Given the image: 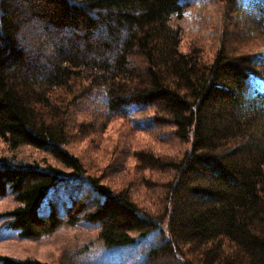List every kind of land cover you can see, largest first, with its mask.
Returning a JSON list of instances; mask_svg holds the SVG:
<instances>
[{"label":"trees","instance_id":"obj_1","mask_svg":"<svg viewBox=\"0 0 264 264\" xmlns=\"http://www.w3.org/2000/svg\"><path fill=\"white\" fill-rule=\"evenodd\" d=\"M192 1L0 0V136L12 148L49 150L72 170L66 176L49 165L0 158V196L11 192L20 203L8 215L21 236L52 233L83 216L100 225L110 246L133 242V232L161 231L164 242L149 250L153 261L264 264V54L237 52L242 45H231L228 28L212 61L197 47L180 51L183 30L171 19L182 18ZM222 1L239 12L238 0ZM250 1L229 27L237 38L264 39V0ZM90 88L94 93L86 95ZM95 92L105 93L113 116L144 113L143 128L187 145L168 157H148L156 169L170 171L165 214L91 178L69 150L75 133L95 125L70 124L69 110ZM69 179L90 183L96 195L75 198L64 220L56 208L40 212L49 191Z\"/></svg>","mask_w":264,"mask_h":264},{"label":"rangeland","instance_id":"obj_2","mask_svg":"<svg viewBox=\"0 0 264 264\" xmlns=\"http://www.w3.org/2000/svg\"><path fill=\"white\" fill-rule=\"evenodd\" d=\"M237 4L240 10L235 15L222 0L189 2L182 18L173 16L171 19L173 25L180 26L183 30L181 50H189L190 45L198 48L200 46L203 55L211 58L220 44L221 34L224 35V29L228 28L233 30L228 40L232 46L242 45L241 53L264 54V39L237 38L235 29L229 27L234 22V17L239 20L244 17V9L250 7L252 2L238 0ZM97 96L95 101L92 98L79 101L70 110V124L93 121L95 125L86 127L84 132L75 133L69 150L81 158L91 178L99 180L114 192L125 190L138 206L148 212L165 214V183L171 178L170 171H164L159 166L156 169L148 157H168L187 145L156 129L143 128L146 122L143 123L141 117L144 113L138 117L132 114L108 118L105 98ZM76 131L77 129H73V132ZM170 138L173 141L169 145ZM0 158L32 166L49 165L63 175L72 174V170L50 152L29 144L12 148L1 136ZM160 161L164 163L166 160L160 158ZM93 192L88 182L77 179L63 181L49 191L41 204L40 212L47 213L55 207L64 220L66 207L75 198L86 199L94 196ZM19 205L11 192L0 196V264H3L1 258L4 257L32 258L49 264H181L171 257H161L153 261L148 255L152 247H158L164 242L165 238L159 230L144 237L133 232V242L107 246L100 239V225L84 220L76 224L63 222L52 233L38 237H23L19 229L11 224L12 217L8 215ZM163 226L166 228L165 223Z\"/></svg>","mask_w":264,"mask_h":264},{"label":"bare ground","instance_id":"obj_3","mask_svg":"<svg viewBox=\"0 0 264 264\" xmlns=\"http://www.w3.org/2000/svg\"><path fill=\"white\" fill-rule=\"evenodd\" d=\"M183 2H184V0H183ZM230 9H231V8H230ZM173 15H174V14H173ZM170 19H171V18H170ZM224 37H225V36H224ZM225 41H227V40H225ZM224 43H225V42H224ZM180 44H181V43H179V45H180ZM197 46H198V45H197ZM180 47H181V46H180ZM192 47H193V46H192ZM192 47H191V45L189 46V48H191V49H192ZM236 47H237V46H235L234 48H236ZM189 48H188V49H189ZM199 48H201V47L199 46ZM199 48H198V47L195 48V50L197 49L196 51L198 52V54H199V51H201ZM208 48H209V47H208ZM198 49H199V51H198ZM213 49H214V48H213ZM237 49H238V48H237ZM249 49H250V48H248V50H249ZM192 50H194V48H193ZM180 51H181V49H180ZM183 51H184V50H183ZM207 51L209 52V50H207ZM215 51H217V49H216ZM233 51H235V50L233 49ZM233 51H232V52H233ZM251 51L253 52L252 49H251ZM185 52H186V50H185ZM210 52H211V51H210ZM213 52H214V51H213ZM235 52H236V51H235ZM235 52H234V54H235ZM237 52H240V53H241L242 51L239 50V51H237ZM247 52H248V51H247ZM201 53H202V52H201ZM211 53H212V52H211ZM216 53H217V52H216ZM229 53H230V52H229ZM248 53H249V52H248ZM253 53H254V52H253ZM214 54H215V53H214ZM214 54H213V55H214ZM230 54H231V53H230ZM234 54H233V55H234ZM237 54H239V53H237ZM260 54H261V53H260ZM199 55L201 56V54H199ZM235 55H236V54H235ZM215 56H216V55H215ZM201 58L203 59V58H205V57L201 56ZM211 58H212V57H211ZM211 58H210V59H211ZM210 59H209V61H210ZM203 60H208V59H203ZM209 61H207V62H209ZM211 61H212V59H211ZM263 80H264V79H263ZM262 86H263V85H262ZM95 87H96V86H95ZM95 87H94V88H95ZM263 87H264V86H263ZM99 88H100V87H99ZM103 88H104V87H103ZM103 88L101 87V90H104V89H105V88H104V89H103ZM90 89H91V90H90L88 93H86V95H87V94L90 95V92L92 91V88H90ZM96 89H97V88H96ZM93 91H95V90H93ZM93 91H92V93H94ZM98 91H99V90H98ZM99 92H100V91H99ZM92 93H91V94H92ZM95 93H96V92H95ZM101 93H102V92H101ZM99 94H100V93H99ZM74 95H75V94H74ZM74 95H73V96H74ZM97 95H98V94L96 93L95 97H96ZM103 95H105V93L102 94V96H103ZM84 96H85V95H83V98H84ZM93 96H94V95H93ZM93 96H92V98L95 99ZM102 96H101V98H102ZM106 96H108V95H106ZM79 97H80V95H79L78 97H77V95H76L75 98L77 99V98H79ZM88 97H91V96H88ZM97 97H100V96H97ZM73 98H74V97H73ZM81 98H82V97H81ZM85 98L87 99V97H85ZM85 98H84V99H85ZM103 98H105V97L103 96ZM93 99H92V101H93ZM106 99L108 100L109 98L107 97ZM95 100H97V99H95ZM95 100H94V101H95ZM107 100H106V103H107ZM108 101H109V100H108ZM73 104H75V103H72V105H73ZM127 104H128V103H127ZM70 105H71V104H70ZM104 105H105V104H104ZM108 105H109V104H108ZM129 105H130V104H129ZM106 106H107V105H106ZM124 106H125V105H124ZM147 106L151 107L150 105H147ZM152 106H153V105H152ZM70 107H72V106H69V108H70ZM108 107H110V106H107V108H108ZM69 108H68V109H69ZM126 108H127V106H126ZM69 111H70V110H69ZM106 111L109 113V116H110V115L113 116V111H112V110H111L112 112L109 111L108 109H106ZM110 112H111L112 114H110ZM121 113H123V112H121ZM124 113H125V112H124ZM114 114H117V112L114 113ZM125 114H126V113H125ZM66 115H68V114L66 113ZM117 115H119V114H117ZM126 115L128 116V114H126ZM114 116H115V115H114ZM119 116H124V115H121V114H120ZM164 120H165V118H164ZM167 120H168V119H166V121H167ZM169 121H170V120H169ZM171 139H172V138H170V139L168 140V141H169V145H170V143L173 141V139H172V140H171ZM190 140H191V138H190ZM192 140H193V139H192ZM192 140H191V141H192ZM168 141H167V143H168ZM165 142H166V141H165ZM190 143H192V142H190ZM172 145H173V144H172ZM171 147H173V146H171ZM191 149H192V148H191ZM48 151H49V150H48ZM189 151H191V150H189ZM189 151H188V152H189ZM188 152H187V153H188ZM170 154H171V153H170ZM183 154H184V152H183ZM168 155H169V152H168ZM188 155H189V154H188ZM183 156H184V155H183ZM183 159H184V157H183ZM180 160H181V159H179V161H180ZM33 163H34V162H33ZM174 163H175V162H174ZM152 164H153V163H152ZM155 164H156V163H154V165H155ZM171 164H172V163H171ZM175 164H176V163H175ZM175 164H174V165H175ZM177 164L179 165V164H181V163H177ZM177 164H176V165H177ZM150 165H151V164H150ZM40 166H41V165H40ZM152 166H153V165H152ZM152 166H150V167H152ZM172 166H173V165H172ZM169 167H170V166H169ZM179 167H180V166H178V168H179ZM180 168H181V167H180ZM173 169H175L174 166H173ZM177 170H180V169H177ZM177 170H176V171H177ZM173 171H175V170H173ZM173 171H172V172H173ZM173 182H174V181H173ZM172 184H174V183H172ZM172 187H173V186H172ZM172 187H171V190L173 189ZM7 190H8V189H7ZM92 190L94 191V189H92ZM8 191H9V190H8ZM172 191H173V190H172ZM6 193H7V192H6ZM98 194H99V193H98ZM93 195H95L94 192H93ZM102 195H103V194H102ZM182 195H183V194H182ZM83 197H84V196H83ZM93 197H94V196H93ZM95 197H96V196H95ZM51 199H52V198H51ZM96 199H97V198H96ZM87 200H88V199H87ZM102 201H103V200H102ZM53 208H55V207H53ZM67 208H68V207H66V209H67ZM45 213H46V212H45ZM45 215H46V214H45ZM80 215H82V214H80ZM81 219L83 220V216H82ZM78 220H80V219H78ZM82 220H80V221H82ZM76 222H77V221H76ZM96 225H98V224H96ZM99 229H100V226H99ZM19 232H20V231H19ZM98 232H100V231H98ZM44 234H45V233H44ZM103 238H104V237H103ZM100 239H101V237H100ZM104 241H105V240H104ZM105 245H106V244H105ZM107 246H108V244H107ZM181 246H182V245H181ZM176 251H177V250H176ZM179 252H180V251H179ZM175 253H176V252H175ZM177 253H178V252H177ZM3 261H4V260H3ZM2 263H3V262H2Z\"/></svg>","mask_w":264,"mask_h":264}]
</instances>
